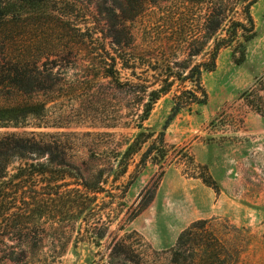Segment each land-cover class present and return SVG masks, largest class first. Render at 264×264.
Returning <instances> with one entry per match:
<instances>
[{"label":"rangeland","instance_id":"obj_1","mask_svg":"<svg viewBox=\"0 0 264 264\" xmlns=\"http://www.w3.org/2000/svg\"><path fill=\"white\" fill-rule=\"evenodd\" d=\"M97 1L43 0L41 17L8 18L0 33L13 36L15 53L24 49L26 54L30 42L29 54L52 81L51 91L33 96L46 101L48 126L3 127L0 133L63 132L71 161L91 171L115 163L113 149L133 137L136 130L128 110L133 102L115 89L109 77H103L97 64L100 57L88 58L81 52L72 62L67 52L50 47L61 39H92L111 51L107 23L97 11ZM250 13L255 35L245 43L244 61L236 64L230 48L219 52L215 69L201 76L207 102L182 109L173 118L164 133L165 158L147 162L123 197L119 194L127 175L106 187L114 196H97L93 215L109 223L107 232L99 241L80 240L77 232L84 225L77 222L63 264H130L122 257L109 258L121 237L137 249L142 264H172L167 251L178 234L199 219L206 220L209 229L231 246L235 253L231 264H264V113L258 114L247 102L255 101L264 112V0H257ZM148 19L140 16L126 22L137 44L144 43ZM90 61L97 66H89ZM128 74V70L121 71L122 79ZM179 88L176 83L157 101L145 127L155 133L161 130ZM139 155L129 162L128 173L133 172ZM206 175L213 178L217 190L202 181ZM154 184L153 198L136 213Z\"/></svg>","mask_w":264,"mask_h":264},{"label":"trees","instance_id":"obj_2","mask_svg":"<svg viewBox=\"0 0 264 264\" xmlns=\"http://www.w3.org/2000/svg\"><path fill=\"white\" fill-rule=\"evenodd\" d=\"M42 2L0 0V33L7 27L8 18L41 17ZM97 2V11L107 23L111 51L103 45L98 47L92 39H61L50 48L67 52L72 62L81 52L88 58L100 57L97 64L103 77H109L115 89L133 102L128 110L136 131L124 145L113 149L115 163L94 171L71 161L63 132L0 133V264H63L77 222L84 225L77 232L80 240H101L109 223L93 215L92 204L97 196H114L106 187L127 175L119 194L123 197L147 162L158 163L165 158L164 133L170 122L182 109L207 102L201 82L203 72L215 69L217 56L225 48L231 49L236 64L242 63L245 43L255 35L250 8L257 0ZM140 16L149 19L143 28L144 43L137 44L126 22ZM30 44L26 54L24 49L15 53L13 36L0 35V128L48 126L46 101L33 96L51 91L52 81L50 73L40 70L29 54ZM89 66L97 65L90 61ZM126 70L128 77L122 79L121 71ZM187 82L189 88L184 86ZM176 83L180 88L172 96L170 113L155 133L144 122L157 101ZM10 96L15 100L9 101ZM247 102L263 115L255 101ZM137 153L140 155L135 168L128 173L129 162ZM201 167L206 171L204 165ZM202 181L217 190L211 176L202 177ZM155 187L140 202L136 213L151 201ZM167 255L172 264H231L235 258L231 246L214 234L204 219L184 228ZM120 257L130 264H142L137 249L123 237L109 253L110 260Z\"/></svg>","mask_w":264,"mask_h":264}]
</instances>
